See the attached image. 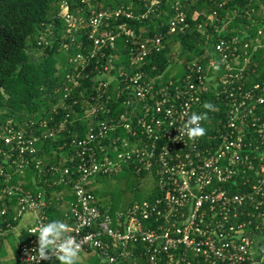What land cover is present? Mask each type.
I'll return each mask as SVG.
<instances>
[{
  "label": "built area",
  "instance_id": "built-area-1",
  "mask_svg": "<svg viewBox=\"0 0 264 264\" xmlns=\"http://www.w3.org/2000/svg\"><path fill=\"white\" fill-rule=\"evenodd\" d=\"M158 1L151 0L150 9ZM227 2L220 1L209 15L212 19L198 26L212 27L214 34L209 32L206 38L215 36L214 56L206 65L196 62L200 58L193 60L180 84L170 81L156 89L142 70H132L134 64L145 63L151 52L148 42L154 50L163 45L160 34L141 40L135 51L130 48L126 62L117 67L114 63L121 55L113 52L96 72L92 87L99 95L84 99L89 113H105L106 121L98 122L96 133L89 127L84 138L72 134L70 142L80 157L77 171L66 179L65 168L59 177L60 182H71L73 197L64 218L70 221L69 234L81 245L79 257L92 258L86 264H264V78L244 85L249 66L254 71L257 65L251 64L253 53L264 48V32L256 13L246 12L249 16L241 34L226 29L236 18L235 9L226 8L230 15L223 16V23L216 22L217 10L223 11ZM173 7L169 35L188 28L181 0H175ZM133 11L124 6L93 11L90 37L95 48L103 43L113 49L120 33L108 29L106 20L120 15L142 19L149 14V10L134 15ZM198 16L194 11L192 18ZM69 24L74 25L72 20ZM118 27L125 35H133L124 24ZM249 28L253 35L247 32ZM74 59L82 67L87 62L81 54ZM213 64L219 65L218 71ZM206 94L220 100L209 126L212 132L195 140L179 135L188 116L204 113L200 102ZM9 124L11 120L0 125V143L10 146L9 150L0 148V222H17L26 212L35 214L23 231L15 258L16 264H34L37 236L32 231L51 221V201L41 190L32 191L22 181H13L26 171L25 153L35 152L32 142L37 138L21 137ZM61 130L63 125L49 135ZM13 142L19 145L16 158L11 153ZM121 165L137 173L150 172L156 192L150 200L124 209H103L85 183Z\"/></svg>",
  "mask_w": 264,
  "mask_h": 264
},
{
  "label": "trees",
  "instance_id": "trees-1",
  "mask_svg": "<svg viewBox=\"0 0 264 264\" xmlns=\"http://www.w3.org/2000/svg\"><path fill=\"white\" fill-rule=\"evenodd\" d=\"M150 1L0 0V125L3 126L11 120L9 125L14 132H20L21 137L37 138L32 142L35 152L25 153L29 164L25 173L31 178L28 180L24 176H14L13 181H22L26 189L41 190L44 193L46 199L51 201L48 210L50 220L70 222L64 218V212L73 197L71 182H60L59 177L65 168L68 169L64 175L66 179L77 171L80 157L75 153L77 146L70 142L72 134L78 135L80 139L84 138L89 127H92L96 133L98 122L106 121L105 113H89L88 103L84 98L89 97L90 94L99 95L92 87L94 77L98 69H103L110 54L114 52L118 56L121 55L120 60L114 63V67H117L126 62L130 48L135 51L141 40L162 35L163 45L154 50L153 44L148 42L146 48L151 52L146 56L145 63L132 66V70H142L145 80L150 81L149 83L156 89L170 81L174 85L180 84L179 79L190 72L187 66L191 65L192 60L200 58L196 62L206 65L214 56L211 49L215 36H212L211 40L206 38L207 33H213L212 27L198 26L212 19L209 18L212 9L217 8L222 0H181L188 28L183 33L170 35L167 31L174 14L175 0H159L157 4L151 6V9ZM227 3L223 11L217 10L219 18L216 22L223 23L226 20L224 17L230 15V11L227 10L235 9L236 18L226 26V29L239 31L241 34L249 16L246 12L254 16L256 13L257 17H260L264 32V15L263 18L261 15L264 11V0H228ZM119 6L135 10L133 15L146 13V10H149V14L142 19L120 15L116 19L106 20L108 29L114 34L120 33L115 39L113 49L103 43L96 49L94 39L90 37L93 29L90 23L91 13L111 11ZM251 8H254V13ZM193 11L199 13L196 19L192 18ZM71 20L74 25L69 24ZM119 24L131 29L133 35L122 33ZM102 27L99 30H102ZM247 32L253 35L254 30L249 28ZM262 41L264 42V39ZM176 44L179 45L177 57L174 56ZM205 53H208L207 56L202 58ZM77 54L87 58L83 67L80 60L74 59ZM263 59L264 48L253 53L251 64L257 65L254 71H252L254 67L249 66L244 85L249 86L264 78ZM178 66L180 71L176 77L167 73L168 69ZM119 69L120 67L117 71ZM169 94H173L172 87L169 88ZM206 102H210L216 108L220 100L215 101L206 94L200 102L202 111L207 113L202 127L208 134L212 132L209 126L216 116L214 113L216 109L214 111L205 109L203 105ZM60 125H63V130L56 136H50L49 132L59 129ZM11 146L13 147L11 153L16 158L19 145L13 142ZM0 148L9 150L10 146L1 142ZM36 163L40 166L36 167ZM122 169L137 173L129 166L121 165L110 174ZM145 173L148 172L142 170L138 174ZM104 175L107 174L97 176ZM88 182L85 186L92 191ZM151 197L137 203L150 200ZM12 209L11 206L9 213L13 212ZM7 222L10 223L9 225H16V221L11 219L0 222L1 234L9 229ZM1 234L0 240H2ZM24 236L25 234L21 233L19 240ZM83 260L86 262L83 263ZM88 260L92 261V258L90 256L80 258L78 264H86ZM13 264H16V259ZM41 264H59V261L53 258Z\"/></svg>",
  "mask_w": 264,
  "mask_h": 264
},
{
  "label": "rangeland",
  "instance_id": "rangeland-1",
  "mask_svg": "<svg viewBox=\"0 0 264 264\" xmlns=\"http://www.w3.org/2000/svg\"><path fill=\"white\" fill-rule=\"evenodd\" d=\"M175 48L174 56L177 57L179 45L176 44ZM178 71H180V66L168 69L167 73L176 77ZM27 175L24 172L23 176L29 180L31 177ZM88 186L96 196L100 207L107 210L124 209L132 203L153 196L156 192L155 180L150 172L141 175L127 169H122L114 174L96 176L88 182ZM16 244L15 237L7 234L1 241L0 252H7L10 255L11 252H15ZM11 262H13V258L2 264H11ZM84 262L86 261L83 260Z\"/></svg>",
  "mask_w": 264,
  "mask_h": 264
},
{
  "label": "clouds",
  "instance_id": "clouds-1",
  "mask_svg": "<svg viewBox=\"0 0 264 264\" xmlns=\"http://www.w3.org/2000/svg\"><path fill=\"white\" fill-rule=\"evenodd\" d=\"M210 66L217 71L219 70L218 64ZM203 107L210 111L215 110L210 102H206ZM206 117L207 113L191 114L184 120L182 127L179 128V135H186L190 140L202 137L205 135L206 129L201 126V121ZM69 233L70 226L59 219L38 224L32 231V234L37 236V246L33 251L38 254V258L34 261V264H40L41 261H50L53 258L58 260L59 264H78L81 245ZM31 259L32 256L29 260Z\"/></svg>",
  "mask_w": 264,
  "mask_h": 264
},
{
  "label": "crops",
  "instance_id": "crops-1",
  "mask_svg": "<svg viewBox=\"0 0 264 264\" xmlns=\"http://www.w3.org/2000/svg\"><path fill=\"white\" fill-rule=\"evenodd\" d=\"M34 219V214L33 212H26L22 218L16 222V225H13L11 228H9L7 231H5L4 233H0L2 235V240L3 238L8 234V235H13L16 239V249L15 252H11L10 255L7 254V252H0V264L4 263V262H8L13 258V262H11V264L14 263V260L16 258L17 255V250H18V244H19V235L21 233H25L23 232L27 226L31 225V223L33 222ZM1 237V236H0ZM1 239V238H0ZM0 240V244L1 241ZM1 247V245H0Z\"/></svg>",
  "mask_w": 264,
  "mask_h": 264
}]
</instances>
